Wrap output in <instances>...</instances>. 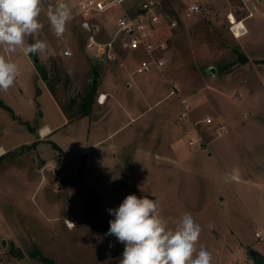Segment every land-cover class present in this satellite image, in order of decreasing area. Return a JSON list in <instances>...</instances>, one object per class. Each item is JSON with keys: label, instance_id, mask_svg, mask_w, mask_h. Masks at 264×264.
<instances>
[{"label": "rangeland", "instance_id": "obj_1", "mask_svg": "<svg viewBox=\"0 0 264 264\" xmlns=\"http://www.w3.org/2000/svg\"><path fill=\"white\" fill-rule=\"evenodd\" d=\"M79 1L65 0L72 19L58 39L46 18L57 0H45L38 38L54 45L48 55L10 57L19 72L0 91V264H45L41 256L52 264H119L122 245L105 235L102 205L88 188L97 195V188L113 190L112 208L124 194L158 198L170 226L191 213L202 229L199 244L217 264H248L242 245H251L247 254L264 249V239L255 237L260 230L264 238V71L242 66L241 39L230 29L228 15H243L244 0H201L202 13L193 19L184 17L188 0H164L178 25L156 32L169 48L166 68L146 74L135 72L148 56L133 35L118 36L104 56L85 49L92 34L114 41L118 20L139 13L140 0L94 18L88 28ZM260 11L264 20V5ZM252 12L251 23L262 20ZM261 24L253 41L264 54ZM67 50L73 55L66 57ZM41 66L62 73L57 88L66 104L96 90L90 118L68 123ZM174 85L180 91L171 96ZM105 90L110 101L100 106ZM182 99L191 105L187 115ZM206 118L228 132L219 136L215 125L202 123ZM45 125L54 134L40 139L38 126Z\"/></svg>", "mask_w": 264, "mask_h": 264}, {"label": "clouds", "instance_id": "obj_2", "mask_svg": "<svg viewBox=\"0 0 264 264\" xmlns=\"http://www.w3.org/2000/svg\"><path fill=\"white\" fill-rule=\"evenodd\" d=\"M44 3L0 0V91H8L19 72L11 55L46 56L50 52L49 42L38 38L44 29L39 19L45 11ZM46 18L52 34L62 38L72 19V9L65 0H57L54 6H47ZM29 38L34 42L29 43ZM159 209L158 198H138L134 194L127 195L118 208L108 209L114 219L109 221L105 235L114 236L124 245L119 264H212V253L199 244L202 229L191 213H184L170 226ZM67 222L69 227L75 226Z\"/></svg>", "mask_w": 264, "mask_h": 264}, {"label": "built area", "instance_id": "obj_3", "mask_svg": "<svg viewBox=\"0 0 264 264\" xmlns=\"http://www.w3.org/2000/svg\"><path fill=\"white\" fill-rule=\"evenodd\" d=\"M189 5L187 6L184 17L186 19H193L198 17L201 13L200 0H188ZM128 0H80L77 4L78 15L83 20V26L85 28L90 27L89 23L94 18L100 17L101 15L112 11L115 8H124ZM164 0H140L139 3V13L137 14H126L120 18L117 22V31L114 41L110 43L98 42L95 35H91L88 39L86 46V51L88 53H94L98 56H104L107 54V50L112 46L113 42L118 38V36L126 34L133 35L144 47L147 53V59L141 62L139 67L136 69L138 74H146L151 72L153 69L162 71L166 68L165 52L169 49L167 42L165 40H160L156 32L166 29L173 30L177 27L178 23L176 20L171 19V14L165 10ZM231 16L232 13L228 15V19L231 23V32L235 38L240 39L248 34V29L243 24L242 21H237L243 24L240 28V36L235 32L234 28L237 26ZM248 17H253L250 13ZM72 52L65 51V56H72ZM103 63V61H101ZM180 88L177 85L172 87L171 96L177 95ZM101 95L98 101L102 104L106 102V96ZM182 105L185 109V114L187 115L190 111L191 105L186 99L181 100ZM205 125H215L217 128V133L222 136L228 132V127L224 123L216 124L213 119L206 118L202 121ZM200 140V139H198ZM196 139L192 138L190 141L191 145L195 144ZM257 239L263 240V235L260 230L255 233Z\"/></svg>", "mask_w": 264, "mask_h": 264}, {"label": "crops", "instance_id": "obj_4", "mask_svg": "<svg viewBox=\"0 0 264 264\" xmlns=\"http://www.w3.org/2000/svg\"><path fill=\"white\" fill-rule=\"evenodd\" d=\"M201 1V0H200ZM244 5L246 6V12L243 14V15H240L239 18L236 17L235 13L231 12L234 17L236 18L237 21H242L243 24L246 26V28L248 29V34L243 36L241 39V53L243 55H246L249 59L248 63L242 65V66H246V67H250V66H259V68H257L258 72H262L264 71V54L260 53V47H262L261 45H256L255 42L253 41V39L256 38H259L260 37V34L263 32V25L261 23H264V20H263V13H261L260 11V8L263 7L264 5V0H244ZM255 8L258 10V12H260V16L262 20H256L255 23H251V21L253 19H255V15L253 14V10H255ZM252 13L253 14V17H248L249 14ZM262 30V31H261ZM252 39V40H251ZM50 46H51V50L54 49V45L51 44L50 40H48ZM254 53V54H253ZM257 54V55H256ZM50 55V54H49ZM28 60H31L30 59V56H25ZM245 67H243L242 69H244ZM261 75V73H260ZM259 75V76H260ZM259 76L257 77V80L259 79ZM249 83L251 84V80L248 79ZM257 83V82H256ZM244 84H247L248 85V82L245 81ZM131 85V84H130ZM104 93H100L99 96L101 95H104L105 96H108L110 93H108L107 90L103 91ZM102 97V99L104 98ZM109 99V97H107ZM106 100V101H107ZM100 103V102H99ZM106 103V102H105ZM104 103V104H105ZM58 104V103H57ZM59 105V104H58ZM100 106H103L102 103L99 104ZM60 107V106H59ZM61 109V108H60ZM110 110V109H109ZM62 111V110H61ZM63 112V111H62ZM84 119H87V118H84ZM84 119H81V120H84ZM78 122V121H77ZM76 123V122H74ZM73 124V123H72ZM38 135L40 137V139H46L47 137H50L51 135L54 134L53 132V129L50 128L49 126L45 125V126H38ZM45 131V134H42V131ZM38 140V142H40L41 140ZM264 182V180H263ZM122 187V185H121ZM92 189V188H91ZM95 190V189H94ZM97 192H98V197H99V202L100 205L102 208H100V212L102 213L103 215V221L104 223L110 227L109 225V221L114 219V217L112 215L109 214L108 212V209H115V208H118L119 205L121 204V202L119 201L120 198L116 199V204L115 206L112 208V201L115 199L114 198V195H117V194H112L111 193L113 192V190L111 191H107L105 189H96ZM115 193V191H114ZM127 195V194H126ZM126 195L124 194V198L126 197ZM123 196V194H122ZM111 197V198H110ZM113 197V198H112ZM120 197V196H118ZM110 199V200H109ZM102 209V210H101ZM161 215L166 218V216L163 214V212L161 213ZM167 219V218H166ZM72 222V221H70ZM68 223V222H67ZM214 245L217 244V241L214 240ZM122 245V248L124 249V245ZM226 246L227 243L225 244V242H223L222 244L220 243V246L223 247V246ZM216 246V245H215ZM248 246H251V245H242V247L244 248V251H245V255H246V260L248 262V264H253L252 260L249 258L248 254H247V251H246V248ZM215 248V247H214ZM256 248V247H254ZM257 249V248H256ZM216 250V248H215ZM263 255H264V249H258ZM212 264H217V261L216 259L214 258V260L212 261ZM239 264V263H237Z\"/></svg>", "mask_w": 264, "mask_h": 264}, {"label": "trees", "instance_id": "obj_5", "mask_svg": "<svg viewBox=\"0 0 264 264\" xmlns=\"http://www.w3.org/2000/svg\"><path fill=\"white\" fill-rule=\"evenodd\" d=\"M242 64L248 63V58L243 56V54H239ZM57 66H53V68L50 70L48 66H41V75L42 78L48 88V90L51 92L53 97L55 98L56 102L59 104L61 110L63 111L66 119L68 120L69 124H72L74 122L80 121L84 118H90L93 112V108L95 105V95L96 90L90 91L87 95L82 96L81 100L77 102L76 98H71L66 104L63 102L58 94V83L61 82V76L62 73L60 70L57 69ZM51 73L54 75L51 76ZM65 85H68L71 83L70 77L66 76V81L64 82ZM78 104V106H77ZM72 107H76V111L72 110ZM88 190L95 196V199L97 201V205L99 204V197L94 189L88 188ZM99 207V205H98ZM106 225V224H105ZM107 226V225H106ZM108 227L106 228V231H108ZM23 254H20L19 256L22 258ZM36 258V256H34ZM41 261H43L45 264H52V261L48 258H44L41 256Z\"/></svg>", "mask_w": 264, "mask_h": 264}, {"label": "water", "instance_id": "obj_6", "mask_svg": "<svg viewBox=\"0 0 264 264\" xmlns=\"http://www.w3.org/2000/svg\"><path fill=\"white\" fill-rule=\"evenodd\" d=\"M35 62L38 63L39 60L35 59ZM213 71L216 72L215 69H213ZM94 83H96V81H94ZM248 256L253 264H264V255L260 251L254 248H248Z\"/></svg>", "mask_w": 264, "mask_h": 264}, {"label": "bare ground", "instance_id": "obj_7", "mask_svg": "<svg viewBox=\"0 0 264 264\" xmlns=\"http://www.w3.org/2000/svg\"><path fill=\"white\" fill-rule=\"evenodd\" d=\"M230 19H232L233 22L237 25V26H235L234 30L238 34V36H240V28L242 27L243 24H240L239 22H237L236 21V18L234 16H231ZM42 134H45V131L44 130L42 131ZM70 228H73V227H70Z\"/></svg>", "mask_w": 264, "mask_h": 264}]
</instances>
